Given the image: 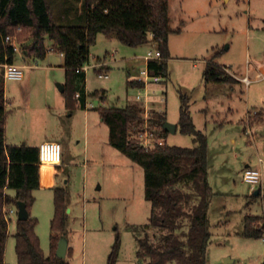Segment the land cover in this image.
<instances>
[{"label": "rangeland", "instance_id": "1", "mask_svg": "<svg viewBox=\"0 0 264 264\" xmlns=\"http://www.w3.org/2000/svg\"><path fill=\"white\" fill-rule=\"evenodd\" d=\"M48 1L56 23L84 24L82 0ZM168 3L173 30L168 36V77L149 82L146 87L131 86L127 80L144 77L140 73L146 67L144 55L156 47L151 41L131 46L97 33L89 47L84 79L76 78L71 84L81 97L67 93L69 107L64 93L58 89V84L66 83L63 56L51 49L52 42L46 39L44 58L27 57L23 61L19 52L16 53L18 62L38 68L32 74L35 83L50 80L61 93H8L14 112H8L7 140L10 141L12 132L19 134L22 129L32 141L56 138L63 129H72L74 134L70 144L61 143L63 160L56 177L49 172L48 185L32 191L34 201L30 212L38 220L35 231L45 254L50 251L53 188L64 185L70 209L66 224L68 263L108 264V254L118 235L120 244L114 264H138L137 236L143 234L142 226L148 222L151 209L150 202L144 198L143 169L109 144L107 148L94 146L96 141L106 139L107 127L102 124L101 129L95 130L91 121L89 156L84 158V93L87 106L95 115L99 106L135 101L144 108L147 105V110L164 111L167 121L177 123L179 90H182L190 98L189 109L196 128L207 137L208 182L215 193L208 207L211 235L206 264L264 261L263 237L247 238L240 233L246 214H264V197L251 196L253 189L241 180L246 162L256 165L258 157L264 158V121L256 122L264 112V71L255 67L264 64V0H168ZM13 36L22 49L24 44L17 41V33ZM104 55L109 56V66L101 62ZM210 59L228 66L239 74L238 79L248 72L252 81L248 85L241 81L232 85L204 82L202 69ZM97 63H102L101 67L93 66ZM45 65L52 67L44 69ZM23 71L27 75L31 69ZM98 72H106L107 77L100 78ZM5 84L10 89L16 81L6 79ZM96 90L104 91L105 98L91 95ZM18 106L21 110L16 113ZM162 139L169 145L194 144L192 135L179 129L167 132ZM6 192L14 195L15 191ZM16 219L12 214L8 223L4 254L8 264H17L13 237ZM83 227L87 229L86 239ZM147 231L156 240L163 230L148 228Z\"/></svg>", "mask_w": 264, "mask_h": 264}, {"label": "trees", "instance_id": "2", "mask_svg": "<svg viewBox=\"0 0 264 264\" xmlns=\"http://www.w3.org/2000/svg\"><path fill=\"white\" fill-rule=\"evenodd\" d=\"M82 4L84 24H59L53 18L48 0H0V65L14 62L17 53L13 44L5 40L6 35L17 33V41L24 44L21 50L27 57L44 58L45 41L49 39L52 49L63 56L66 83L62 93L68 106L67 93H74L76 97L78 92L71 84L76 78L84 79L85 72L80 67L88 63L89 47L100 32L131 46L154 42L161 55L146 62L148 74L157 75L160 80L168 77V36L173 31L168 0H82ZM202 78L206 83L232 85L239 81L228 71V66L211 59L204 64ZM4 82L0 73V264H8L4 254L9 230L3 207L19 201L25 203L29 216L15 221L17 264H69L66 256L61 258L55 254L60 236L66 233L67 189L64 186L53 188L54 212L50 220L48 254L41 248L35 231L38 220L30 214L34 201L32 191L45 186L48 171L57 172L61 167L40 163L38 146L6 143L8 109ZM127 82L131 86H143L142 81L134 78ZM91 95L105 98L104 91L96 90ZM85 96L86 93L84 106ZM179 100L177 129L192 135L194 144L190 147L169 145L162 139L168 132L162 127L166 121L164 111H149L148 128L163 141L146 149L136 137L145 123L140 103L129 101L120 106L97 107L108 127L109 144L143 169L144 198L150 202L151 209L148 222L142 226L143 234L137 236L138 264L144 261L147 264H206L207 261L211 235L208 207L215 194L208 182L207 137L193 122L188 94L179 90ZM7 189H13L14 195L8 194ZM148 228L163 231L152 240ZM240 233L247 238H261L264 215L246 214ZM119 244L117 235L107 257L108 264H114Z\"/></svg>", "mask_w": 264, "mask_h": 264}, {"label": "built area", "instance_id": "3", "mask_svg": "<svg viewBox=\"0 0 264 264\" xmlns=\"http://www.w3.org/2000/svg\"><path fill=\"white\" fill-rule=\"evenodd\" d=\"M5 40L7 42H11L13 44L14 50L16 52H20L21 48L14 40L13 35H6ZM52 49V48H51ZM160 51L157 47L154 49H149L144 55V59L147 62L149 59H155L160 57ZM102 63L93 64L94 67H101ZM87 64L80 67L82 70H86ZM23 67L22 65H18L15 62L4 63L0 65L1 74L4 79H19L23 76ZM78 70V68L76 69ZM140 73L144 74V77L137 76L134 79L143 82L142 87H146L149 82H158L160 81V77L157 75L150 76L147 71V67L145 70H141ZM98 76L100 78L107 77L106 72H98ZM264 77V75H263ZM240 80L248 85L252 79L249 77L248 73L240 77ZM78 93H76V96ZM137 98H141L140 94H137ZM148 101V99L146 100ZM144 128L137 132L136 137L140 141L141 145L148 149L153 146L155 143H162V139L158 138L154 132L148 128L147 119L149 117V111L147 110L148 106L144 105ZM38 160L43 164H59L62 160V145L58 141L54 140H44L38 145ZM261 161V158H259ZM242 180L249 184L252 189L255 187L259 189V193L262 197H264V164L258 163L257 165L247 166L242 172ZM3 212L7 223H9L11 215L15 214L17 216V208H13L11 205H6L3 207ZM264 239V235L262 236Z\"/></svg>", "mask_w": 264, "mask_h": 264}, {"label": "crops", "instance_id": "4", "mask_svg": "<svg viewBox=\"0 0 264 264\" xmlns=\"http://www.w3.org/2000/svg\"><path fill=\"white\" fill-rule=\"evenodd\" d=\"M90 53V52H89ZM109 56H110V54H112V53H107ZM19 56H20V60H23V61H25V59L27 58V56H24V51H22L21 53L19 52ZM109 56H106V55H104L102 58L101 57H97L96 59H99V58H101V62H105L106 64H108V66H109V62H110V60H108V57ZM14 62L16 63V64H18V65H22V66H24L23 67V69L24 68H30L31 69V71L29 72V74H27L26 75V73L23 71V76L21 77V78H19V79H10V80H15L16 81V84L14 85V87L13 88H10V89H6V86H5V91H4V95H5V105H6V108L8 109V112L9 113H12V112H14V110H12L11 108H10V106L12 105L11 104V101L9 100V98H8V93H61L53 84H52V82L50 81V80H48V81H45L44 83H41V84H38V83H35V81H34V76L32 75L34 72H35V70L36 69H38V68H36V67H33V65L32 64H25V63H23V64H21V62H18L17 60H16V57H15V60H14ZM52 67V65H45V66H43V68L44 69H49V68H51ZM255 67H256V70L258 69L260 72H262V71H264V64H257V65H255ZM228 71L231 73V74H233L237 79H238V77L236 76V75H239V74H237V73H234V72H232L229 68H228ZM246 71H248V70H246ZM85 72V71H84ZM248 73V72H247ZM249 75V74H248ZM240 77H242V76H240ZM240 77H239V81H241L240 80ZM133 78H135V77H133ZM242 82V81H241ZM4 83H6V79H5V82ZM238 83V82H237ZM6 85V84H5ZM231 85V84H230ZM63 86V85H62ZM63 92V91H62ZM88 104H87V102H86V104H85V106H84V108H85V118H86V121H85V129H84V139H85V143H84V150H85V154H84V158H88V156H89V154H88V148H89V143H90V140H89V128H90V124H89V122L91 121V123H92V125H94V128H95V130H98V129H101L102 128V124H105L103 121H102V119H101V117H100V115H99V113H98V111L96 110V114L97 115H95L94 113H92L93 111H90L89 110V106H87ZM64 106H65V104H64ZM16 108V113H18V112H20V110H21V106H18V107H15ZM66 108V107H65ZM150 109H153V108H150ZM159 110H161V109H159ZM249 111V109H247L246 110V112H248ZM98 116V117H97ZM7 118H8V114H7V117H6V121H5V141H6V143H8V144H27V145H33V146H38L39 145V143L40 142H42V141H44V140H54V141H58V142H60V144L61 143H66V141L70 144V142L72 141V138H74V134H73V130L71 129V130H65V129H63V130H61L55 137L56 138H44V139H40V138H37L35 141H32L33 140V138H32V140H30L31 138H29V137H31V136H25L26 134H25V132L23 131V129L22 130H20V133L18 134V133H11L10 134V141L9 140H7L8 138V131H7ZM258 121H264V112L262 111V114L259 116V118H258V120H256V122H258ZM176 125H177V123H176ZM106 127H107V125H106ZM22 128V127H21ZM176 130H177V127H176ZM245 131H246V129H245ZM24 140L22 143L20 142L21 140ZM31 141V142H30ZM62 141V142H61ZM99 145L101 148H103V147H105V148H107V145L106 144H109V142H108V127H107V135H106V139L104 138V140L102 139V140H100V141H96L95 143H94V146H96V145ZM62 145V144H61ZM110 145V144H109ZM111 146V145H110ZM97 147V146H96ZM109 150V149H108ZM115 150L117 151V152H120L119 150H117L116 148H115ZM109 152H111V150H109ZM121 153V152H120ZM113 155H115V156H119V155H116V154H118V153H112ZM123 154V153H122ZM127 157V156H126ZM259 158H261V161H259ZM63 160V159H62ZM62 160H61V162H62ZM134 163V162H133ZM258 163H262V164H264V158H262V157H258V159H257V162L255 163L256 165L258 164ZM61 164L62 163H59V164H56V165H60V167H61ZM49 165H51V164H49ZM245 166H244V169L247 167V166H253V165H250L248 162H246L245 164H244ZM243 169V170H244ZM243 170H242V172H243ZM49 172H51L52 174H53V176H55L56 177V175H57V173H58V171L57 172H54V171H48L47 173H46V176H45V186L44 187H46L48 184L46 183V180H47V174L49 173ZM55 177H53V179L55 178ZM242 177V176H241ZM241 180H242V178H241ZM243 181V180H242ZM244 182V181H243ZM64 186V185H63ZM54 187H58V186H54ZM252 189V188H251ZM255 189H257L256 187L252 190V194H254V190ZM7 191V190H6ZM255 195V194H254ZM257 195H259V196H261L260 195V193H258ZM257 195H255V196H257ZM70 209H68V211H69ZM68 211L66 210V212L68 213ZM30 214H31V212H30ZM32 215V214H31ZM264 215V214H263ZM34 216V215H33ZM68 219V218H67ZM35 228H36V226H35ZM83 231H82V233H83V236H84V239H86V236H87V229L85 228V227H83V229H82ZM15 231V230H14ZM65 236H66V233L64 234ZM67 238V237H66ZM45 253V252H44ZM49 253V252H48ZM47 253V254H48Z\"/></svg>", "mask_w": 264, "mask_h": 264}, {"label": "water", "instance_id": "5", "mask_svg": "<svg viewBox=\"0 0 264 264\" xmlns=\"http://www.w3.org/2000/svg\"><path fill=\"white\" fill-rule=\"evenodd\" d=\"M58 89L60 91H63V86L61 84H58ZM162 127L163 129H165L166 131L168 132H171V133H174L176 131V123H172V122H169V121H164L162 123ZM259 193V189H255L254 190V194L257 195ZM16 208H17V219L19 220H25L28 218L29 216V212L26 208V205L24 202H17L16 204ZM68 211V208L66 209ZM67 246H68V241H67V238L66 236L63 234L60 236L58 242H57V247L55 249V254L58 256V257H61V258H64L66 256V251H67ZM264 264V261L263 263Z\"/></svg>", "mask_w": 264, "mask_h": 264}]
</instances>
